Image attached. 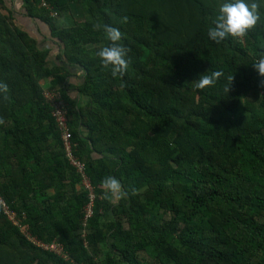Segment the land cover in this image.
I'll use <instances>...</instances> for the list:
<instances>
[{
	"label": "trees",
	"instance_id": "obj_1",
	"mask_svg": "<svg viewBox=\"0 0 264 264\" xmlns=\"http://www.w3.org/2000/svg\"><path fill=\"white\" fill-rule=\"evenodd\" d=\"M23 2L52 45L0 0V199L61 252L0 204V264H264V86L251 65L264 57V0H246L251 29L219 42L207 30L222 0ZM106 25L128 49L115 76L96 55L113 43Z\"/></svg>",
	"mask_w": 264,
	"mask_h": 264
},
{
	"label": "clouds",
	"instance_id": "obj_2",
	"mask_svg": "<svg viewBox=\"0 0 264 264\" xmlns=\"http://www.w3.org/2000/svg\"><path fill=\"white\" fill-rule=\"evenodd\" d=\"M256 4L248 3L246 0H222L216 9L215 18L211 21V26L208 27L207 36L214 42H219L226 38L240 37L244 35L258 20L256 12ZM104 32L110 42V46L102 47L96 55L105 66H111L112 75L123 73L128 64V49L118 42L121 34L117 28L104 26ZM253 69L258 76V84L264 86V57L254 61ZM220 76V72L214 71L210 74H200L194 79V87L204 89L212 86L216 82V78ZM102 185L110 192L120 193V184L113 177H107L101 181Z\"/></svg>",
	"mask_w": 264,
	"mask_h": 264
},
{
	"label": "built area",
	"instance_id": "obj_3",
	"mask_svg": "<svg viewBox=\"0 0 264 264\" xmlns=\"http://www.w3.org/2000/svg\"><path fill=\"white\" fill-rule=\"evenodd\" d=\"M41 3L42 7H48L45 0H39ZM35 2V0H34ZM53 15H56L55 13ZM47 98H52L51 93H47L46 94ZM54 116L56 118V121L58 123V127L62 133V141L64 143V148L66 151V157L69 160V162L71 163V165L73 167H75L78 172L80 174H82V178H83V185L92 193V189H91V185L89 183V181L87 180V177L85 176V166L84 164L78 160L74 155H73V144L71 142V134L69 132V127H68V122H67V117H66V111L64 110L63 107H61L60 105L56 104V111L54 112ZM91 199L93 200V194L91 195ZM0 204L2 205V207L4 208V212L7 214V216L12 219V221L14 222L15 225L19 226L20 230L22 231V233L25 235V237L29 240H31L32 242H34L37 246L45 249V250H51V251H55V252H61V248L59 246L56 245H51V246H45L43 245L41 242L36 241L34 238H32L30 236V233L27 232V228L20 225L19 222L16 220V214L14 212H11L8 208V206L6 205V203L0 199ZM92 209H91V205L90 207L88 206L86 208V213L87 216L91 215Z\"/></svg>",
	"mask_w": 264,
	"mask_h": 264
},
{
	"label": "crops",
	"instance_id": "obj_4",
	"mask_svg": "<svg viewBox=\"0 0 264 264\" xmlns=\"http://www.w3.org/2000/svg\"><path fill=\"white\" fill-rule=\"evenodd\" d=\"M6 5L10 7L14 12V17L16 24L25 32H27L32 38H35L36 42L39 43L41 47L52 45L48 42L49 39V30L46 25L38 20L29 19L26 16V10L24 9L23 0H6ZM9 8V9H10ZM50 61L51 63L56 61V50H51L50 52ZM56 63V62H55ZM73 74L79 75L81 71L77 67L71 68ZM74 77L70 79L69 83H75ZM72 96H75V93L72 91Z\"/></svg>",
	"mask_w": 264,
	"mask_h": 264
}]
</instances>
